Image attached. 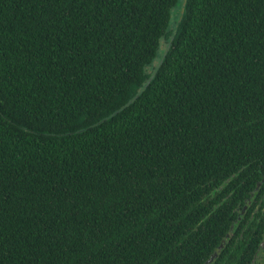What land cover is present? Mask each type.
Masks as SVG:
<instances>
[{
	"label": "trees",
	"instance_id": "obj_1",
	"mask_svg": "<svg viewBox=\"0 0 264 264\" xmlns=\"http://www.w3.org/2000/svg\"><path fill=\"white\" fill-rule=\"evenodd\" d=\"M182 3L0 0V264L257 259L264 0Z\"/></svg>",
	"mask_w": 264,
	"mask_h": 264
},
{
	"label": "rangeland",
	"instance_id": "obj_2",
	"mask_svg": "<svg viewBox=\"0 0 264 264\" xmlns=\"http://www.w3.org/2000/svg\"><path fill=\"white\" fill-rule=\"evenodd\" d=\"M168 47H169V40L167 38H163L162 41H161L159 56L154 61L153 65L149 66L147 68V72H153V70L155 69L156 65H158V63H159V61L161 59V56L167 50ZM253 264H264V248H263V250H261L259 252V254L257 256V259L254 261Z\"/></svg>",
	"mask_w": 264,
	"mask_h": 264
},
{
	"label": "water",
	"instance_id": "obj_3",
	"mask_svg": "<svg viewBox=\"0 0 264 264\" xmlns=\"http://www.w3.org/2000/svg\"><path fill=\"white\" fill-rule=\"evenodd\" d=\"M187 3H188V0H183V3H182V7H181V15H180V21L182 20L184 14H185V11H186V6H187ZM179 21V22H180ZM244 212V211H243ZM224 246V243H222L219 247V249H222ZM263 246H264V242H263ZM218 256V252H215L214 254L211 255V257L206 261L205 264H210L214 261V259Z\"/></svg>",
	"mask_w": 264,
	"mask_h": 264
},
{
	"label": "flooded vegetation",
	"instance_id": "obj_4",
	"mask_svg": "<svg viewBox=\"0 0 264 264\" xmlns=\"http://www.w3.org/2000/svg\"><path fill=\"white\" fill-rule=\"evenodd\" d=\"M262 197H264V193H263V196ZM261 202H263V198H261ZM264 242V241H263ZM262 245H263V243H262ZM263 248H264V246H263Z\"/></svg>",
	"mask_w": 264,
	"mask_h": 264
}]
</instances>
